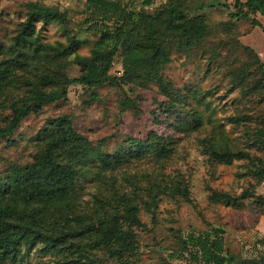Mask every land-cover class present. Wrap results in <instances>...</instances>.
<instances>
[{
    "label": "trees",
    "instance_id": "16d2710c",
    "mask_svg": "<svg viewBox=\"0 0 264 264\" xmlns=\"http://www.w3.org/2000/svg\"><path fill=\"white\" fill-rule=\"evenodd\" d=\"M153 1L142 0L143 4L136 8L134 3L124 0H86L85 17L78 31L69 26L67 13L26 3L25 18L17 24L9 43L0 44V142L12 140L27 116L39 113L48 103L66 98L72 84L94 89L105 83L140 87L156 83L166 97L160 104L170 115L183 110L189 99L188 91L200 100L205 98V94L198 96L196 89L186 91L175 87L162 71L171 60L172 49L188 52L211 33L204 14L191 13L205 3L215 4L165 0L150 10ZM234 3L245 17L257 13L264 15V0H234ZM38 22L59 24L66 40L45 41ZM254 24L262 26L255 20ZM79 30L97 35L89 55L78 52L82 43ZM238 44L253 59L244 61L238 72L232 73L231 90L240 85L241 91L247 93L264 87V61L253 48ZM120 50L123 72L119 76L112 75L111 69ZM214 57L209 58L213 60ZM72 63L80 67L78 76L72 77L65 72ZM255 64L258 78L255 86H251L245 79L249 75L248 66ZM92 95L96 97V91L93 90ZM123 105V112L130 106L140 111L130 96L125 97ZM155 116H158L156 111ZM240 119L236 117L235 122ZM260 121L257 132L263 138L264 114ZM191 122L202 123L197 109L192 119L181 121L177 129H185ZM247 134L250 135L249 130ZM219 136L218 139L214 134L203 141V149L213 161L232 163L234 159H246L250 165L248 173L264 179V161L260 156L236 143L231 144L226 132ZM35 139L38 148L31 162L14 163L0 173V264L23 261L34 250L63 257L64 264H93L96 250H104L123 264H134L132 257L138 245L136 229L143 224L134 198L120 195L114 189L108 196L109 203L114 202L110 210L101 212L96 219H81L76 217L78 181L86 175V167L91 163H95L96 172L101 173L136 157L152 156L157 161L169 157L173 149L166 134L154 130L147 139L130 140L129 148L124 146L120 151L109 153L79 132L70 116L63 114L49 119ZM257 143L264 144V138L251 139L248 148ZM172 181L171 188L192 203L187 181ZM138 190L136 186L134 191ZM138 192L146 196L144 204L148 210L158 207L161 193L156 184H147ZM252 195L248 191L233 195L212 189L210 197L215 202L237 204ZM256 201L264 204V197L257 196ZM171 255L189 259L191 264H264L262 253L249 257L232 252L221 227L182 236L180 250Z\"/></svg>",
    "mask_w": 264,
    "mask_h": 264
},
{
    "label": "rangeland",
    "instance_id": "374dc122",
    "mask_svg": "<svg viewBox=\"0 0 264 264\" xmlns=\"http://www.w3.org/2000/svg\"><path fill=\"white\" fill-rule=\"evenodd\" d=\"M124 1L134 3L136 8L143 4L142 0ZM164 1L154 0L150 10ZM198 1L199 5L203 2L215 4L205 3L191 13L204 14L212 31L201 44L188 52L172 49L171 60L162 75L175 87L186 91L196 89L198 96L205 94V98L200 100L188 91L189 99L180 115H170L160 104L166 97L160 93L156 83L150 87L105 83L94 89L72 84L66 98L48 103L39 113L30 114L22 121L12 140L3 139L0 142V173H3L14 163L31 162L38 148L35 137L49 119L63 114L70 116L79 132L109 153L120 151L124 146L129 148L130 140L147 139L154 130L166 134L173 149L169 157L161 161L152 156L136 157L127 164L101 173H97L98 166L91 163L86 167V175L78 181L76 217L81 219H96L101 212L110 210L114 202L110 204L108 196L114 189L120 195L134 198L143 223L136 229L138 245L132 257L134 264H191L189 259L171 255L180 250L181 237L214 227L225 230L226 245L232 252L249 257L264 254V204L256 201L257 196L264 197V179L248 173L250 165L246 159H234L232 163L217 162L203 149L204 139L214 134L219 139L221 132H226L231 144L248 149L264 161V144L259 146L257 143L248 148L251 139L264 138H260L257 132L261 126L260 116L264 114V87L262 85L258 90L247 93L241 91L240 85L231 90L232 73L238 72L244 61L253 59L238 42L253 48L264 61V15L252 14L250 18L240 15L234 0ZM28 2L43 9L67 13L69 26L74 31H78L85 17L86 0H0V44L9 43L17 24L26 16ZM254 20L262 26H256ZM38 27L45 41L66 40L57 23L38 22ZM79 36L82 43L78 52L89 55L97 35L79 30ZM227 42L230 44L227 45ZM212 56H215L213 60L209 58ZM255 66H248L249 75L245 79L251 86H255L254 81L258 78ZM65 72L75 77L79 75L80 67L72 63L65 68ZM122 72L120 50L111 74L119 76ZM93 90L97 93L96 97L92 95ZM126 96L134 100L140 111L133 106L122 111ZM194 109L201 113L202 123L195 125L191 122L189 127L177 129L181 121L192 119ZM155 111L158 116H155ZM236 117L241 119L235 122ZM177 179L186 180L189 184L192 203L172 189V180ZM147 184H156L161 193L158 207L152 211L144 204V193L138 192ZM136 186L139 195L134 191ZM212 189L233 195L248 191L253 195L241 199L240 203L227 204L213 201L210 197ZM62 258L34 250L23 261H7L4 264H64ZM93 264L123 263L104 250H96Z\"/></svg>",
    "mask_w": 264,
    "mask_h": 264
}]
</instances>
